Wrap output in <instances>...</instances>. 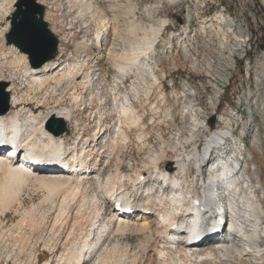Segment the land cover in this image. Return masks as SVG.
<instances>
[{
    "label": "rangeland",
    "instance_id": "obj_1",
    "mask_svg": "<svg viewBox=\"0 0 264 264\" xmlns=\"http://www.w3.org/2000/svg\"><path fill=\"white\" fill-rule=\"evenodd\" d=\"M18 1L0 0V83L6 85V91L12 87L13 92L16 91V95L24 101L14 110L25 112V115L26 112L33 111L36 115L41 114L43 117L52 110H59L62 106L73 108L76 112L75 116L82 126L75 129L74 121L69 122L68 126L69 130H71L69 134L71 136L67 145L69 144L68 148L71 147L72 149L78 147V150L82 147V145L79 146L80 139L77 140L78 133L84 127L86 132H83V136L85 137H92L99 124L100 127L107 130L98 142L100 143L97 147L98 151H103V147L107 144L109 137L118 138L116 131L119 128L118 120L120 118L115 115L118 107L114 105L113 97L122 98L126 96L129 101H135L133 105L138 115L142 116V123L140 122V127L137 126V128L126 130L129 142H122L120 141L121 139L116 140L118 142L115 143L116 146L118 144L117 147L115 146L116 154L114 153L113 157H110L104 167H102L103 169L100 172V174L103 172L100 178L101 181H98V176L93 178L92 175L89 176V180L81 179L83 182L82 187L76 192V195L69 189L68 191L66 189L68 187L64 185H62L60 190H57L58 192L49 194L45 189L42 190V188L40 189V187L30 184L16 189V192L10 198H7L6 202H0V264H77V262L79 264L82 256H86V259H88L90 254H87L85 245L88 242L87 240L95 236H93L92 228L90 227L92 225L94 227L95 224L99 225V222H107L113 216L114 208L111 204L106 203L102 188L104 186L103 183L106 182L108 176L114 173L117 165L119 167L123 166V173L133 174L136 169L142 168L146 163L154 159L156 154L157 157H160L161 151L165 150L167 159L160 164L162 170H165L169 163L175 160L181 150L185 148V159L188 163L191 162L188 172L191 179L197 172L192 163L193 156L196 154L197 148L201 152L209 133L207 131H197L199 137L196 140H192L191 128L194 126L192 124L194 120L185 113L186 98L183 95L185 85H188L195 92L194 98L197 100L195 103L202 108L199 112L208 114L209 119L215 117L216 112V115L225 113L224 117L233 112L238 116L242 115V121L247 123L250 112L254 113L255 123L257 128L259 127V135L264 145V115H260L259 112L254 110L260 103L264 105V86L259 82L258 73L249 74L248 77L244 74L247 67L245 68L244 62L239 60L237 45H235L236 39L243 31L246 35L245 40L249 43V47L247 46L245 49L248 50L250 64H253L251 69L260 71L258 60L260 56L264 55V0H192V2L191 0H180L177 5L166 0H116V2H113L115 5L113 10H109V7H107L108 3H101V9L106 8L107 15H109L108 19L111 20L110 24L112 23V28L106 30L110 33L109 46L107 50H104L101 60L97 59L101 50L93 42L101 34V32L98 33L101 27L96 26L93 17L94 13H96V11L94 12L95 8L92 7L87 10L88 14H85L83 19H81L77 18V9H70V4L67 3L69 0H38L45 8V21L59 40L60 49L57 58L60 57V62L63 63L64 68L76 60L85 62V60L83 61L85 58L80 55L81 49H79V46L89 45L93 50L90 58H88L90 60L87 66L81 71L80 81L85 84L88 81V76L94 79L90 86L87 83L79 86L77 92L81 93L82 101L77 105L72 99L71 92L62 101L57 102L60 94L67 87L66 85L59 88L56 93L49 88L48 90L47 88L40 90L39 85L32 78L26 77L28 74H25V70L28 67L30 68L28 57L27 62L23 60L19 62L17 58L21 57L22 54L17 48H15L17 51L14 50L12 54L10 46L7 45L6 35L10 30L9 18L15 12ZM186 10L193 16V22L189 26L190 29L186 27V24L182 27L185 30H189L187 31V36L183 35L185 30L181 32L178 26L170 28L174 33L181 32L183 36L182 43H178L177 40L169 41V44L172 45H169L172 52L170 56L163 61L154 58L153 66L157 73L158 82H154L147 70L144 73L141 70V74L131 71L123 82L114 83L117 72L114 69L113 62L108 57L109 54L113 58L119 59V63H122L123 60L126 63L130 62L129 58L137 55L134 53L135 56H133L132 53L134 51L137 50L136 53L140 54L143 50L139 47L142 45L141 48H144L143 46L145 45L143 44L147 41V35L151 27H158L160 20L166 18L171 20L173 15H181L187 12ZM126 11L129 13L128 15ZM129 28H132V30ZM201 28L203 29L202 31ZM170 29L164 32L163 37L165 39L169 37ZM226 31L227 33L225 34ZM189 36L192 37L191 40ZM141 42L143 43L141 44ZM190 42L196 52L200 53L197 65L194 61L190 63L188 58L189 51H187L186 44L188 45ZM172 43H175V46ZM201 54L208 63H213L209 68L199 61ZM222 56L232 58V63L234 62L236 67L230 69L229 82L221 88L220 96L216 98L217 102L215 101V104H212L211 97L214 93L212 85L215 83V79L213 80L214 77L211 72L216 69V66L220 64L219 62H224V60L228 59L225 58L220 61ZM260 81L262 82V80ZM9 94L11 98L12 94L10 92ZM243 95H245L244 97L250 96L249 99L251 101L249 100V102L252 105L250 103V105H240V99ZM201 119L200 117L198 121ZM237 125L234 120L231 125L227 126L224 123L220 127L235 128ZM242 131L243 128L242 130L237 129L235 132L236 139L243 135ZM139 135L140 139L138 138ZM141 140L142 142H140ZM243 141L246 146L250 142L252 144L253 139L250 131L245 134ZM141 144H143V147ZM175 147L176 149L173 150ZM231 151L230 156L235 154V148L234 150L232 148ZM256 155L257 159L250 162L249 170L251 172L253 169L258 168L262 179L261 184L264 187V152H257ZM106 157L102 160V165ZM215 158H217V155ZM94 163L95 161L92 162V164ZM214 164H216V160L210 164L208 168L209 174ZM153 184V182H149L146 187L149 189ZM63 197L69 198V200L66 198L68 203L63 202ZM154 224V229L158 231L164 230L158 222H154ZM110 238L107 242L110 243H105L102 246L103 248L95 251L97 253L91 252L93 257L91 256V260H87L89 261L87 264H132L133 262V264H164L163 260L167 258L166 256H168V259L173 256L172 259H169V262L176 260V251H172L173 254L162 255L161 252L164 247L156 244L155 241L151 244H146L144 235L117 233L114 236L111 235ZM159 240H162V236ZM260 245L264 246L263 240ZM162 258L164 259L162 260ZM241 261L238 263H236L237 261L235 263L233 261H223L204 264H252L249 261Z\"/></svg>",
    "mask_w": 264,
    "mask_h": 264
},
{
    "label": "bare ground",
    "instance_id": "obj_2",
    "mask_svg": "<svg viewBox=\"0 0 264 264\" xmlns=\"http://www.w3.org/2000/svg\"><path fill=\"white\" fill-rule=\"evenodd\" d=\"M171 1L176 3L179 0ZM113 2H116V0H69L67 2L70 4V9L78 10L77 18L81 19H83L85 14H88L86 12L87 10L91 9L92 7L95 8L94 12L96 11V13H94L93 17L96 26L98 25L97 27H101L98 32H101V34L98 35L93 42L97 44L101 50L98 54L99 56H97V59L100 60L103 57L104 50H107L109 46L108 39L110 33L106 30H108V28H112V23L110 24L111 20L108 19L109 15H107V10L106 8L101 9V3H108L107 7H109V10H113L115 7ZM126 13L127 15L129 14L127 11ZM184 16L186 20V27L189 28V25L192 21L191 19H193L192 14L187 11L185 12ZM10 19L11 17L9 18V21ZM168 22L169 21L167 19H162L160 20V25L158 27L150 28L149 34L147 35V41L146 43L144 42L145 44H143L145 45L143 46L144 48H141L142 45L139 47L143 50L140 54L136 53L137 50L134 51L132 54L133 56L137 54V57H128L130 62L126 63L123 60L122 63H119V59L116 57L113 58V56L109 54L108 57L111 62H113L114 69L117 72L114 83L116 82L117 84L119 82H123L124 78L131 71L140 73L141 70H143L141 71L143 73L145 70H147V72L150 74L149 76L153 78L154 82H158L157 73L153 66L155 56L154 52L156 50V44L161 38L163 30L165 31L167 28L166 26ZM225 24L227 25V23ZM130 30H132V28ZM202 30L203 29L201 28V31ZM226 33L227 31L225 34ZM239 35L238 38L236 37L237 39L235 38L238 58L241 62H244L245 60L250 61L248 50L245 49L249 45V43L245 40L246 35L243 33V31ZM191 38L192 37H190V40ZM142 43L143 42H141V44ZM166 44L167 43L164 40L161 42V50L158 52L159 57H166L168 55L170 56L171 48L168 44ZM223 45L225 44L223 43ZM188 46L190 50H194L191 43H188ZM79 47V49H81L80 55L81 57L85 58L83 59L85 62H78L76 60L71 65L69 64L68 67L64 68L59 57L56 60L43 65L41 68L35 69L31 66L30 68L28 67L25 70V74H28L26 77L32 78L33 81L39 85L40 90H44L46 88L48 90L49 88L56 93L59 88H62L64 85H66L67 87L64 88L57 102L62 101L65 96L71 92L70 94L73 101L76 103V105L80 104L79 102L82 101V95L81 93L77 92L79 86L85 85L86 83L88 86H90L94 78L88 76V81L85 84L80 81L82 76L81 71L87 66V63L90 60H88V58H90L93 50L89 45H83ZM9 48L12 50V54L14 53V50L17 51L15 49L16 47L14 46H10ZM20 53L22 55L19 58L16 57L17 60L19 62H22V60L27 62V56L22 52ZM225 58L228 59L224 60V62H219L220 64L216 66V69L213 72H211L214 77L213 80L215 79V83L212 85V88L214 89L213 96L211 97L212 104H215V101L217 102L216 98L220 96L219 94L221 88L229 82L230 69L236 67L234 62L232 63V58L230 59V57L222 56L220 57V61H223ZM199 61H203V64L207 68L213 64L211 62L208 63V61L205 59H199ZM195 64L197 65V61ZM258 64L259 68L261 69L260 71L251 69L253 66L252 63L245 64V68L247 67V69L245 71L246 73L244 74H246L248 77L249 74L251 75L258 73L260 78L259 81L262 80L260 83L264 86V55L260 56ZM3 84L4 83H0V89H2ZM8 91L12 95L10 98L9 111L0 115V147L6 140L7 142L14 144V147H10L9 149L11 151L14 150V152L6 156L5 152L0 150V202H6L8 200L7 198H10L12 194L16 192V189L30 184H34L35 187L38 186L40 189L42 188V190L45 189L49 194L60 190L62 185H64L68 187L66 188L67 190L69 189L76 195V192H78L82 187L83 182L81 179L89 180V176L92 175L93 178L98 176V181H101L100 178L103 172L101 174L100 172L102 171V167H104L108 159L113 157L116 147L118 146V144L117 146L115 145V143H118L116 140L121 139L120 141L122 142L128 141L129 137L126 130L137 128V126L142 123V116L138 115L133 105L135 101H129L126 96H123L122 98L113 97L112 101L114 105L118 107L116 109L115 115L117 118H120L118 120L119 128L116 127L118 128V131H116L118 138L114 139L113 137H109L108 141L106 142L107 144H105L103 147V151H98L97 147L100 145L98 142L107 130L100 127V124H97L98 127L93 136L85 137L83 136V132H86L84 127L79 131L77 139H80L79 146L82 145L81 149L78 150V147L76 149H72L71 147L68 148L69 144L67 145V142L71 136V134H69L71 130H69L68 124L69 122L74 121L75 129L82 126L79 123L80 121H78L76 118V112L73 108L71 109V107L62 106L59 110H52L43 117L41 114L36 115L33 111L26 112L25 115V112L14 110L16 107L22 104L23 99L16 95V91L13 92L12 87L8 89ZM183 95L186 98L185 113L186 115H190L191 119L194 120L192 123L194 126L191 128L192 140H196V138L199 137V133H197V131H207L209 133V136L204 142L201 152L198 150L199 148H197L196 154L193 156L194 159L192 160L190 157L197 172L193 175V177H191V179L189 178L188 172L189 168L191 167V162L188 163L185 159V148L181 150V153L177 156V158H175V160L169 163V166H167L165 170H162L160 166L161 162L167 159V153L165 150L161 151L162 153L160 157H157L156 154V157L154 159L151 158L152 160L146 163V165L142 168L136 170L133 169L135 170L133 174L123 173V166L119 167L117 165L114 173L108 176L106 182L103 183L104 186L102 188V193L105 197L106 203L111 204L114 208L113 216L107 222L98 221L100 223L99 225L95 224L94 227L93 225L90 227L92 228L91 231L93 232V236L95 235L96 237L94 236L92 239L88 238L89 240H87L88 242L86 243L85 248L87 249V254H90L88 256L89 258L86 259V256H79L81 257L79 264H87V262H89L87 260H91V252H95L103 248L102 246L109 241L111 235L114 236L117 233H137L142 236L144 235L146 237V244H151L155 241L156 244L162 245L164 247L161 252L162 255H168L172 253V251H176V260L174 259L169 262V259H172L173 256H170L171 258L168 259V256L165 255L167 260H163L164 258H162L164 264H204L207 262L219 263L223 261H233L234 263L237 261L236 263H238L239 261L242 262L241 260L249 261L252 264H264V246L260 245L261 241H264V187H262L261 184L262 179L258 168L253 169L251 172L249 170L250 162H253L257 159L256 153H260L262 151L264 152V145L258 131L259 127L257 128V126H252L254 122L253 116L255 114L252 113V115L247 119L248 121H246L248 125L250 124L249 130L251 131L253 142L252 144L250 142V144L245 148H241L238 146L243 143V140L242 138L240 139V136L238 139H236L235 136V132L237 129H240V127L237 129L234 127L223 128L217 126L211 128L209 125H207V120H209V117L207 116L208 114L203 112V114H201L199 112L200 109L202 110V108L198 106L199 104L195 103L197 101L194 98L195 92L190 89L188 85L184 86ZM249 95L246 97L243 95L242 98L239 97L241 98V106L246 104L248 105L250 103L249 100L251 101V99H249ZM254 110L255 112H259L260 115H264V105L262 103L255 107ZM231 113L232 114L228 115L227 117L221 118V120L218 122L221 123V121H223L228 126L229 124H232L234 121L233 119H239V116L236 117L237 114L234 113L235 115H233V112ZM200 117L202 119L198 121ZM53 118L62 119V121L65 122L68 127L67 132L60 136H55L53 131H51L48 127L50 119ZM244 132H246V128H244ZM138 138L140 139V135ZM141 138L143 139V137ZM231 138L232 141L230 142L229 140ZM140 142H142V140ZM232 142L234 144V147L232 148L233 150L235 148V154L228 156V158L225 160L217 161L216 164H214L210 174H205L204 168L206 159L209 156L214 158L216 157L217 153L221 150L220 147H218L219 145L229 147L233 145ZM141 146L143 147V144H141ZM176 147L173 150H175ZM20 150L23 151V154ZM21 156L22 164L20 163L21 166H19L17 165L16 161H18ZM105 156L107 157L104 164L102 165L101 163L103 162L102 160L105 158ZM94 161L95 163L92 164ZM23 163H31V167H27L26 165H23ZM26 167L27 169L24 170L23 168ZM201 171L204 173L202 178L200 177L202 175L200 174ZM226 179L228 180L226 181ZM149 182H153L154 184L148 189L146 186ZM226 183L229 187L228 190L224 189V185ZM214 193H217L218 195L223 194V196L218 199H222L227 203V208L231 212L230 218L233 219L236 224L230 225L229 228L225 229L224 234H221V228L214 229L215 227L205 224V221L208 218L207 215L209 214V210H212L214 208V204L216 203V198L213 196ZM66 198L68 197L63 199L64 203L67 202ZM117 206L123 208V211L126 215L121 217L115 214V208H117ZM127 210H131L133 213L127 214ZM161 217L162 219L160 221ZM154 222H158V224L161 225L164 230L158 231L154 229ZM230 231H233V233L229 234ZM161 236L162 240L160 241L159 238ZM145 246L148 247L147 245ZM102 254L101 256H103Z\"/></svg>",
    "mask_w": 264,
    "mask_h": 264
},
{
    "label": "water",
    "instance_id": "obj_3",
    "mask_svg": "<svg viewBox=\"0 0 264 264\" xmlns=\"http://www.w3.org/2000/svg\"><path fill=\"white\" fill-rule=\"evenodd\" d=\"M176 18L181 24V18ZM10 21V31L6 35L7 45L14 46L25 54L32 68H41L56 59L59 40L45 21V8L38 0H19ZM5 89L6 85L3 84L0 89V115L10 109V94ZM215 122V117H212L209 125L214 127ZM48 127L55 136H60L68 130L62 119H50Z\"/></svg>",
    "mask_w": 264,
    "mask_h": 264
},
{
    "label": "built area",
    "instance_id": "obj_4",
    "mask_svg": "<svg viewBox=\"0 0 264 264\" xmlns=\"http://www.w3.org/2000/svg\"><path fill=\"white\" fill-rule=\"evenodd\" d=\"M190 51L192 52L191 53V59L194 60V62H196V61L198 62V58H199L200 53H197L195 50H190ZM193 55H195V56H193ZM200 59L203 60V55L201 56ZM201 62H203V61H201ZM248 63H250V61H246V60L244 61V64H248Z\"/></svg>",
    "mask_w": 264,
    "mask_h": 264
}]
</instances>
